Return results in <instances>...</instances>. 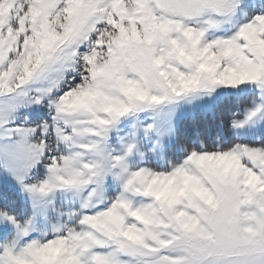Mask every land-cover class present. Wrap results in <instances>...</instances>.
I'll use <instances>...</instances> for the list:
<instances>
[{
	"label": "snow or ice",
	"instance_id": "1",
	"mask_svg": "<svg viewBox=\"0 0 264 264\" xmlns=\"http://www.w3.org/2000/svg\"><path fill=\"white\" fill-rule=\"evenodd\" d=\"M264 264V0H0V264Z\"/></svg>",
	"mask_w": 264,
	"mask_h": 264
},
{
	"label": "clouds",
	"instance_id": "2",
	"mask_svg": "<svg viewBox=\"0 0 264 264\" xmlns=\"http://www.w3.org/2000/svg\"><path fill=\"white\" fill-rule=\"evenodd\" d=\"M223 249L227 253H231L234 258L225 259L224 264H248L245 259L246 246L239 241H225Z\"/></svg>",
	"mask_w": 264,
	"mask_h": 264
}]
</instances>
